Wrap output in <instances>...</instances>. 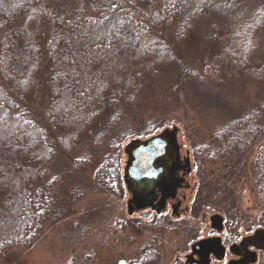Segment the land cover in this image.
<instances>
[{
  "label": "trees",
  "instance_id": "16d2710c",
  "mask_svg": "<svg viewBox=\"0 0 264 264\" xmlns=\"http://www.w3.org/2000/svg\"><path fill=\"white\" fill-rule=\"evenodd\" d=\"M218 1L0 0V260L71 219L87 191L121 196L118 156L125 137L113 132L145 78L264 84V58L252 59L264 12L221 36L195 34L193 22ZM35 10L42 14L31 15ZM64 11L70 19L59 17ZM33 19L38 25L28 23ZM192 46L197 71L178 52ZM105 64L114 66L117 79L102 75ZM263 123L262 103L211 132L202 151L239 162L263 137ZM158 127L153 121L144 133ZM60 154L78 156L68 180L48 172ZM95 165L92 181H84L82 172ZM245 167L264 230V140ZM147 252L140 264L154 261Z\"/></svg>",
  "mask_w": 264,
  "mask_h": 264
},
{
  "label": "rangeland",
  "instance_id": "374dc122",
  "mask_svg": "<svg viewBox=\"0 0 264 264\" xmlns=\"http://www.w3.org/2000/svg\"><path fill=\"white\" fill-rule=\"evenodd\" d=\"M63 1L72 3L74 0ZM257 11L264 12V0H219L214 8L193 22L195 34L206 38L221 36L237 25L250 22ZM35 12L42 14L35 10L31 15ZM64 13L65 17L58 16L64 20L71 18L72 13ZM33 20L37 21L29 20L28 23L38 25L39 20ZM154 38H159V33L154 34ZM256 38L252 59L258 60L264 58V26ZM178 52L185 58L186 68L197 71L198 55L193 46ZM178 80L177 76L163 75L159 79L147 77L138 83L134 98L122 109V120L113 135L118 139L123 134L125 137L118 156L121 179L127 160L124 147L134 140L145 141L163 130L176 129L180 159H187L189 165L186 191H180L178 196L186 197L180 215H172L167 210L169 213L158 219H141V213L129 216L126 210L129 195L121 179L119 198L87 191L71 219L60 222L52 230L46 228L32 247L6 250L0 264H117L120 260L137 263L144 250H154L161 258L158 264H172L174 258L185 255L190 242L197 236L210 234L209 219L213 217L221 218L224 235L245 237L263 230L256 223L258 198L252 174L245 166L250 164L264 140V123L263 137L239 162L202 150L209 143L211 132L264 104V84L248 86L234 79ZM37 108L36 103L33 110ZM153 121L159 127L145 134ZM143 126L145 130L142 131ZM75 158L78 156H56L48 171L50 177L68 180L67 170L71 169ZM101 162L102 159L97 158V166ZM95 167L82 172L84 181H92ZM184 209L189 210L188 214ZM179 236L190 239L182 241ZM176 237L180 245L173 248Z\"/></svg>",
  "mask_w": 264,
  "mask_h": 264
},
{
  "label": "water",
  "instance_id": "95a60500",
  "mask_svg": "<svg viewBox=\"0 0 264 264\" xmlns=\"http://www.w3.org/2000/svg\"><path fill=\"white\" fill-rule=\"evenodd\" d=\"M175 134V128L170 132L163 130L145 141L134 140L124 147L127 160L121 179L127 193L131 195L126 209L128 215H131L132 208L136 209L137 212L144 210L147 207L146 201H149V198L153 196L156 188L161 190L162 196L160 201L152 207V211L157 215L162 214L166 197L171 191L174 192L178 189L182 183V180L177 177V172L183 170L185 174L189 173L187 159L183 161L184 166H180V152ZM146 218H148V214L142 216V219ZM219 221V217L211 219L213 228H220L215 226ZM260 234L264 236L263 233L260 232ZM212 242L211 240L199 243L192 247L193 251L200 246L210 245ZM216 245H218L217 241ZM210 250L214 252L215 248L210 247ZM118 262V264H124L122 260Z\"/></svg>",
  "mask_w": 264,
  "mask_h": 264
},
{
  "label": "flooded vegetation",
  "instance_id": "af4514ba",
  "mask_svg": "<svg viewBox=\"0 0 264 264\" xmlns=\"http://www.w3.org/2000/svg\"><path fill=\"white\" fill-rule=\"evenodd\" d=\"M181 163L180 166L184 164L183 160L180 159ZM189 174V173H188ZM183 170H179L177 172V177L182 180V183L180 187L176 190L171 191L169 195L165 199L164 204V212L160 215L155 214L152 211V207H154L161 199V190L159 188H156L153 196L149 198V201H146L147 207L144 208V210L137 212L136 209H131V215L133 214H140L141 219L143 215L148 214L147 219H158L162 218L167 215V210L171 211L172 215L179 216L181 212V204H183L184 201H186V197L180 196V191L185 192L186 191V178L187 175ZM173 192V194H172ZM129 195V199L131 198V195ZM172 195V196H170ZM186 208V207H185ZM147 212V213H143ZM184 213L189 212V210L184 209ZM143 214V215H142ZM157 215V216H156ZM155 216V217H153ZM179 219V218H178ZM182 220V219H181ZM210 221V234H208L205 237L197 236V238L190 242V245L187 247L188 250L183 256H179L177 258H174L172 264H229V263H240V264H263L264 262V236L260 234L258 230L256 232L246 235L245 237H240L236 234H223V224L222 220L220 218V221L215 226L220 227L219 229L213 228L212 222ZM177 223H180L177 221ZM214 232V234H213ZM264 233V232H261ZM176 244L173 245V248L179 244L178 239L180 238L183 240L190 239L189 236H179L176 237ZM213 241L210 245H204L197 248L195 251H193L192 247H195L197 244L202 242H208ZM216 241L218 242V245H216ZM188 242V241H185ZM186 244V243H185ZM180 245V244H179ZM217 246V247H216ZM210 247L215 248V251L213 252L210 250ZM217 248V250H216ZM147 255H151L154 258V261L146 262V264H158L161 262V258L156 256V253L153 251L148 250L146 253ZM141 260V258H140ZM140 260L138 262H126L124 261V264H140ZM121 261V260H120ZM118 262V261H117ZM119 263V262H118ZM117 263V264H118Z\"/></svg>",
  "mask_w": 264,
  "mask_h": 264
},
{
  "label": "snow or ice",
  "instance_id": "6c2138e0",
  "mask_svg": "<svg viewBox=\"0 0 264 264\" xmlns=\"http://www.w3.org/2000/svg\"><path fill=\"white\" fill-rule=\"evenodd\" d=\"M90 62L91 61H89V63ZM100 71L104 77H111L113 80L117 79L118 73L115 70L114 66H112L111 64H105ZM2 171L3 169H0V172Z\"/></svg>",
  "mask_w": 264,
  "mask_h": 264
}]
</instances>
